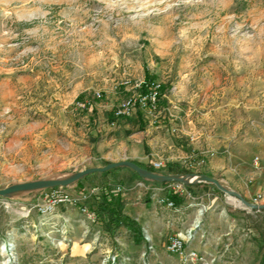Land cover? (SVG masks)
<instances>
[{"label":"rangeland","instance_id":"1","mask_svg":"<svg viewBox=\"0 0 264 264\" xmlns=\"http://www.w3.org/2000/svg\"><path fill=\"white\" fill-rule=\"evenodd\" d=\"M149 77L164 85L158 108L117 116ZM124 159L215 177L264 206V0H0V188ZM141 183L125 168L77 183L124 187V216H102L98 239L82 214L40 224L35 205L52 188L0 197V264L6 241L20 264H142L144 239L123 217L148 228L155 264H179L167 242L197 218L192 246L217 264H264V207L200 185L177 191L178 213L159 202L177 182Z\"/></svg>","mask_w":264,"mask_h":264},{"label":"built area","instance_id":"2","mask_svg":"<svg viewBox=\"0 0 264 264\" xmlns=\"http://www.w3.org/2000/svg\"><path fill=\"white\" fill-rule=\"evenodd\" d=\"M160 86L161 84L156 83L153 81L151 84L147 85L146 91H143L139 94L138 97H132L126 101H123L119 107V109L116 110L117 116H124V115H130L133 112H136L138 107L147 109L149 111H153L158 108V104L160 102ZM101 93H98L97 97H100ZM87 107V104L85 102L79 101L77 102V108L79 109H85ZM256 163L259 161V157H256L255 159ZM153 166L156 169H161L164 166V163L162 161H155L153 162ZM149 184L142 180L141 184ZM174 185V191L181 194V191L185 189L184 184L177 183V184H170ZM112 189L105 190V192H102L100 189H94V190H87L85 188H79L75 192L70 191L66 189L65 187H56L48 190L44 194V197L42 198L41 202H38L35 207L37 208V211L39 212L40 216L43 218H40V224H51L52 226L56 225V221H52L51 219L48 220L47 218L50 216H57L58 218H62L66 222H69L65 215H63L61 212H58L59 205H66V206H79L80 212L84 217L83 226L85 228L84 234H88L91 230L95 231V239L99 238V232L97 228H99V225L102 224V216L104 219H106L107 212L99 209V205L104 202V198H106L107 201H111L113 196H122L123 195V189L124 187L122 185H116L112 186ZM178 193V194H179ZM96 196V197H95ZM94 198L96 203L94 206H91V204L87 203V200L89 198ZM257 202L258 199H255ZM161 204H163L166 208L173 210L174 212H181V207L175 204V202L170 197H163L159 200ZM99 203V205L97 204ZM97 206V209H96ZM32 213L31 209H28L27 216ZM203 214V210H200V215ZM53 220V219H52ZM173 218H170L168 220L169 225H174ZM201 221V218H197L195 221V224L193 227L189 228L186 231V235L182 236L181 233L179 234H172L169 237V240L167 242L166 250L172 254L178 257L179 264H217V257L212 256L206 252H203L199 250L198 248L192 246V243L194 241V229L196 226L199 225ZM58 224V222H57ZM142 236L144 239V249L142 250L140 254V260L142 264H155L153 262V256L158 257V251L156 248V245L153 240V236L151 235L150 231L147 227H142ZM58 240V239H57ZM10 241V240H9ZM52 244L56 245V241H51ZM57 246V245H56ZM4 251L6 254L8 253V250L10 255H7V260L4 264H20L15 254V244L13 242L6 241L4 243ZM16 253V252H15ZM130 259L121 258L119 259V254H114L112 257L111 255L103 258L102 263L103 264H128Z\"/></svg>","mask_w":264,"mask_h":264},{"label":"water","instance_id":"3","mask_svg":"<svg viewBox=\"0 0 264 264\" xmlns=\"http://www.w3.org/2000/svg\"><path fill=\"white\" fill-rule=\"evenodd\" d=\"M125 168L135 171L142 179L148 182H177L184 185L196 184L200 182L214 184L218 189L228 194L231 197L241 201V204L254 208L261 209L264 206L251 203L245 199L240 193L227 188L219 179L198 173H167L152 170L139 165L133 160H119L115 162H109L104 166H90L79 171L51 174L37 179L29 181H14L6 187L0 188V197L10 200H24V197L42 192L49 188L66 187L77 184L80 180L89 177L96 173H105L111 170Z\"/></svg>","mask_w":264,"mask_h":264},{"label":"trees","instance_id":"4","mask_svg":"<svg viewBox=\"0 0 264 264\" xmlns=\"http://www.w3.org/2000/svg\"><path fill=\"white\" fill-rule=\"evenodd\" d=\"M153 81V78L149 77L147 80H145V83L142 87V90L143 91H146V87L147 85L151 84ZM162 90H164V85H161L160 86V91H161V94H162ZM138 163V162H137ZM139 165L143 166V167H146V168H149V169H152V170H156L158 171L157 169H155L153 166H146V165H143L141 163H139ZM174 164L170 163L168 164V171L167 173H174V172H189V171H186V170H181V171H176L174 170ZM130 172L133 174L134 177L136 178H139L143 181H145L144 179H142L135 171L129 169ZM111 171H108V172H105V173H101L102 175H107L108 173H110ZM88 177L80 180L78 183H80L81 181L87 179ZM145 182H148V181H145ZM155 185H160V184H168V183H171V182H165V183H160V182H151ZM200 185H205V186H208V185H212L214 187H216L214 184H211V183H205V182H200V183H196V184H190V185H184L186 188L188 189H192L193 187L195 186H200ZM217 188V187H216ZM219 190V189H218ZM174 202L175 204L179 205L181 203L180 201V198H178V193H172L171 194V197H170ZM123 207H124V202L122 201L121 199V196H113V198L111 199V201H107L106 198H104V202L102 204L99 205V209L103 210V211H106L109 213V215L113 218V220L115 219V216H117V218H121L122 216V212H123ZM125 222L129 227H131L132 231L135 233V240L136 241H139L141 242L142 241V230H141V226L139 225V223L135 222L134 220H132L131 218L129 217H123V219H119V222ZM109 223V222H108Z\"/></svg>","mask_w":264,"mask_h":264},{"label":"crops","instance_id":"5","mask_svg":"<svg viewBox=\"0 0 264 264\" xmlns=\"http://www.w3.org/2000/svg\"><path fill=\"white\" fill-rule=\"evenodd\" d=\"M139 163H143V161H141V162H139ZM81 187V185H77V184H75V185H73V186H71L70 188H73V192H75L77 189H79ZM87 203H89V204H91V206H94L95 205V203H96V201H95V199L92 197V198H89L88 200H87ZM134 203L133 202H131V201H129V202H126V205L128 206V208L126 209V211H129L130 210V206H132ZM164 209L166 208L165 206L163 207ZM58 209L59 210H61V211H64V212H66V213H68L70 216H72V217H74V218H77L78 216H80L81 215V212H80V208L79 207H75V206H66V205H59V207H58ZM139 213V212H138ZM150 222V221H149ZM151 224V223H150ZM159 241H161V239L159 240ZM169 253V252H168ZM172 255V254H171ZM173 257H175L176 259H177V261H178V263H179V260H178V257L177 256H175V255H173ZM235 262H233L234 264H240V260H238L239 259V257L240 256H238V255H235ZM232 263V264H233Z\"/></svg>","mask_w":264,"mask_h":264},{"label":"bare ground","instance_id":"6","mask_svg":"<svg viewBox=\"0 0 264 264\" xmlns=\"http://www.w3.org/2000/svg\"><path fill=\"white\" fill-rule=\"evenodd\" d=\"M1 198H3V197H1ZM232 198H235V197H232ZM5 199H7V198H5ZM236 199V198H235ZM10 200V199H9ZM236 200H238V199H236ZM235 201V200H234ZM240 201V200H239ZM240 203H241V201H240ZM200 216V215H199Z\"/></svg>","mask_w":264,"mask_h":264}]
</instances>
